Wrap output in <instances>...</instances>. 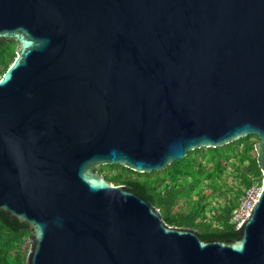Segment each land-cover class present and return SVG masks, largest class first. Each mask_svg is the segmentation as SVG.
<instances>
[{"label":"water","instance_id":"95a60500","mask_svg":"<svg viewBox=\"0 0 264 264\" xmlns=\"http://www.w3.org/2000/svg\"><path fill=\"white\" fill-rule=\"evenodd\" d=\"M0 222L25 264H264V0H0ZM254 136L260 193L203 241L97 172Z\"/></svg>","mask_w":264,"mask_h":264},{"label":"trees","instance_id":"16d2710c","mask_svg":"<svg viewBox=\"0 0 264 264\" xmlns=\"http://www.w3.org/2000/svg\"><path fill=\"white\" fill-rule=\"evenodd\" d=\"M13 49V42H0V77L15 58ZM255 142L254 136H247L219 148L193 150L159 172L136 174L117 166H102L97 171L116 169L117 173L103 178L114 186H123L157 209L165 225L193 229L203 241L235 240L238 232L229 223L231 212L243 190L254 181L260 184L261 180L253 152ZM226 169L230 170L233 188L221 180ZM202 188H208L209 195H202ZM216 191L221 202L207 218L205 212L210 204L205 200ZM180 200L182 207L176 208ZM27 235L26 230L12 232L0 222V264H25L21 246Z\"/></svg>","mask_w":264,"mask_h":264},{"label":"built area","instance_id":"2783aa9c","mask_svg":"<svg viewBox=\"0 0 264 264\" xmlns=\"http://www.w3.org/2000/svg\"><path fill=\"white\" fill-rule=\"evenodd\" d=\"M260 193V184L258 182H253L250 187L243 190L242 195L238 199L237 206L231 212L229 223L233 226L234 230L238 232L241 223L248 217L251 208L257 201ZM27 242L25 241L21 249L25 256L27 248Z\"/></svg>","mask_w":264,"mask_h":264},{"label":"rangeland","instance_id":"374dc122","mask_svg":"<svg viewBox=\"0 0 264 264\" xmlns=\"http://www.w3.org/2000/svg\"><path fill=\"white\" fill-rule=\"evenodd\" d=\"M0 71H1V67H0ZM99 169L100 168H98V170ZM229 171H230L229 169H226L225 170V172L221 176V180L224 181L225 186H228V187L230 186V187L233 188L235 186H234V183L231 182L232 181L231 180V176L228 175ZM109 173L115 174V173H117V170L116 169H111V170L104 169V170L101 171V173H98V174L103 177V176H107ZM254 182H256V181H254ZM223 188H224L223 186H222V188L220 187V190L222 191ZM209 193H210V191H209L208 188H202V190H201V194L202 195L207 196V195H209ZM217 195H218V191H216L211 198H207L205 200L206 203H209L210 204V206L208 208V211L205 212V217H207V218L210 217L212 215V212L215 211L216 207L220 205L221 199L218 198ZM182 202H183V200L178 201L176 203L177 204L176 205V208L177 207L178 208L179 207H182ZM25 248H27V247H25Z\"/></svg>","mask_w":264,"mask_h":264}]
</instances>
